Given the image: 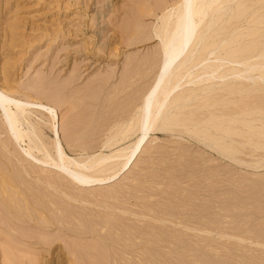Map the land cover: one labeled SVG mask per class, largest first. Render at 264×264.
Here are the masks:
<instances>
[{"label": "rangeland", "instance_id": "obj_1", "mask_svg": "<svg viewBox=\"0 0 264 264\" xmlns=\"http://www.w3.org/2000/svg\"><path fill=\"white\" fill-rule=\"evenodd\" d=\"M252 1L243 6L248 5V11L235 20V27L234 20L228 23L232 29L227 23L219 26L218 33L222 27L227 30L219 33L218 41L223 43L220 49L225 43L230 49L240 37L235 42L246 51L241 58L249 55V62L264 64V1ZM175 2L0 0V89L53 110L49 114L36 106L24 107L30 114L20 117L21 123L26 119L21 132L28 131L22 132V142L12 140L15 132L8 133L0 111V264H264L260 72L226 79L230 83L218 81L226 93L208 101H220L222 107L190 108L198 122L210 121L203 130L209 128L208 134L220 138L217 144L235 151L234 156L221 155L181 128L151 133L116 180L79 187L66 172L39 166L21 152L30 147L36 158L51 159L57 137L64 154L76 161L91 164L108 156L104 167L120 163L122 158L117 162L110 157L137 137L127 128L158 67L161 42L154 33ZM229 6L235 10V4ZM258 22L263 25L256 26ZM237 65L224 70H245L244 64ZM214 122L217 131L230 129L231 135L210 128ZM195 123L189 124L192 131ZM106 139L115 144H106ZM103 165L79 169L90 167L98 176Z\"/></svg>", "mask_w": 264, "mask_h": 264}, {"label": "bare ground", "instance_id": "obj_2", "mask_svg": "<svg viewBox=\"0 0 264 264\" xmlns=\"http://www.w3.org/2000/svg\"><path fill=\"white\" fill-rule=\"evenodd\" d=\"M249 1H252V0H249ZM247 2H248V0H178L177 3L175 2L176 5L174 4V6H172V7L170 6L171 8L167 12L164 11L166 13L164 16H162V18H160V21H161L160 22L161 26L159 27L160 29L158 30V32L156 30V33H154L155 37H157L158 40H160V42H161V45H160L161 46L160 47L161 53H159V61L157 64L158 67H157L156 73L153 77L151 84L142 92L141 97H140V103H139L138 108H137V112H135L136 116H135L134 120L132 121V124L129 125V127L127 128V132L134 131L135 133H137V137L135 138L134 142L132 144H130V146L127 149L125 148V151H119V152H117L118 155H115V156L113 155L112 158L110 157V159H113L114 157H115V159H117L119 157L122 158V161L120 163H118L116 165L109 163L108 166H106V164H105V167H104L103 163H106V162L108 163V161H107L109 159L108 156H104L101 158L97 157L98 159L96 158V160H94L95 158L94 159L92 158L91 161H93V160L94 161L91 164L88 163L86 160H84L89 164V166L93 170L96 169L95 166L100 167V165L101 166L103 165V167H102L103 169L98 168L100 171L103 170L102 173H99L101 175H98V176L94 175L95 172H93V170L90 167H88L89 169L86 168L85 170H87V171L92 170L93 175H91L92 174L91 171H90L91 174L87 173L88 174L87 175V174H85V172H87V171L83 170V171H85L83 173V171L81 172V170H82L81 168L84 169L85 166L88 164L87 163L85 164L84 162H81V161H76V160L66 156L63 152V149H62L57 137L55 138L56 141L54 140V146H53V153L56 156L55 157L53 155L55 158L52 156V158H54V159H52V158L50 159L49 157L51 155L49 153H47L50 155V156L48 155L49 157H46V158H48V160L45 159V156L47 154L46 155L44 154L45 156L43 155L44 156L43 158L45 160H42V158L40 160L39 158H36L35 156H33V154H31L32 152L30 151L31 149H29L30 147H28V149L26 148V150H29V151H26L24 149V151L22 150L21 152H25L23 154H26L27 155V156L25 155L26 157L31 159V161L35 162V164H38L39 166L46 167V168L48 167V168L56 170V171H64L63 174L66 172L69 175V177L71 178L70 180L72 182L76 183L79 187L80 186L81 187H85V186L89 187V186H93V185L95 186L98 184H107V183H110V182L116 180V178L120 174H123L126 170L129 169L130 165L133 163V161L138 156V153L140 152L141 148L143 147L144 143L146 142L147 138L149 137V135L151 133H159V132H164V131L165 132L166 131L167 132H173L174 129L181 128L184 131V133L189 134V135L191 134L198 142L204 143V144L205 143L209 144L210 149L214 146L219 151V153L221 155L226 154L227 156L231 157V155L236 153L235 151L233 152V150L230 148H229L230 150H228L227 147H226L227 150L225 148H222V147H225L224 146L225 144L223 145V143L217 144V140L220 138H217V137L212 138V136L210 134H208L209 128H206V129L204 128L205 131L203 130L204 122H205V126H207L206 123L208 124V122H210V121L207 122V120H205V118H203L204 120L203 119L200 120L198 118L200 121V122H198L197 118L195 119L193 117L194 116V114H192L193 112H190V111H191V109H193V107L200 109V110L202 108L210 109L211 106H214V105H216V106L219 105V107L220 106L222 107V105L219 104L220 101H219V103H217V101L215 100L216 102L215 103L213 102L212 104L210 103L211 101H208V98L215 97V95H218L219 92L224 91L223 89H221V86H219L220 84L218 85V81H219V83L220 82L223 83V81H225L226 79H233L234 80V79L239 78V77L243 78V77L248 76L249 72H254V71H255L254 72L255 74H257L259 72L263 73V74H260V73L257 74L258 75L257 77L260 78L261 80L264 79V64H258V63L255 64V62L251 63L252 61L249 62L250 60L253 59V58L251 59V56H249V55H248V58L246 57L247 55L244 58H241V56L244 55V52L246 53V51L245 50L243 51V49H241L242 47L240 48L239 44H237L238 41H237V43L235 42V40L240 38V37L236 38L237 36L236 37L234 36L236 39L235 40L233 39V41L232 40L229 41V42L232 41V43H230V45L233 44V46L230 49L228 48V46H226L227 43L224 42L226 48H228V50L226 49V51H224L225 46H223V48L221 46L222 49H220V44L222 45L223 43L218 41V38L221 35L219 33H221V31L224 32V30L226 32V30H227V28L222 30V28H224V27H222L220 32L218 33L217 31H218L219 26L222 23H227L226 25L228 27L229 26L228 23L232 24L231 22L233 20L237 21L238 18L242 17L244 14V11H248V9L246 10L248 5L246 8L243 7V6H246L245 4H247ZM256 3H257V1H256ZM230 4H235V7L232 6L233 8H235V10H232L230 8L231 9V10L229 9L230 15H228L227 14L228 12L226 10H228V8L230 7L229 6ZM239 9H241L240 12L242 11V13L237 15L236 13L237 12L239 13V11H238ZM225 11L227 13H225ZM245 13H247V12H245ZM262 14H260V17L261 16L264 17ZM253 20L250 19V21L254 22ZM236 21L234 22L235 24H232V25H234V27L236 26ZM250 21L248 23H250ZM261 22H264V18H263V20H261ZM237 24H238V22H237ZM232 25H230L229 27H231ZM253 25H254V23H253ZM255 25L259 26V25H263V24H259V22H258V24H255ZM230 29H232V27ZM235 30L237 31L238 29H235ZM228 32H229V30H228ZM252 32H251V34H252ZM232 36L233 35H231V37ZM247 36L245 35V37H247ZM252 36H250V37H252ZM160 42H159V44H160ZM249 43H251V42H249ZM228 45H229V43H228ZM248 47H249V45L247 46V48ZM251 47H253V46H251ZM238 48H240V49H238ZM256 48H257V46H256ZM251 49L252 48H250V50ZM220 50L221 51L223 50V51L221 52ZM250 50H247V52ZM262 53H264V52H262ZM262 55H264V54H262ZM261 57L262 56H260V58ZM208 60H213L214 62L209 63L211 61L208 62ZM205 62L206 63L208 62V63L206 64ZM237 64H240V65L244 64V69L246 71L245 70L236 71L237 69H235V70H230V69L224 70L225 66H227V65H230V66L232 65V67H233L234 65H237ZM244 72H247V73L245 74ZM226 81L229 82L228 80H226ZM231 83H233V82L231 81ZM216 86H219V87L217 88ZM228 88L230 89L231 87H228ZM229 89H228V91L230 93L231 90H229ZM232 89L235 90V88H232ZM217 97L218 96H216V98ZM206 98H207V100H206ZM211 99H213V98H211ZM211 99H209V100H211ZM24 100H26V99H24ZM213 101H214V99H213ZM194 103H195V105H194ZM196 103H198V104H196ZM201 103H203V104H201ZM27 106L28 107L36 106V108H40L44 112H49V114L53 113V110L51 108H49L48 106H45V105L40 104V103H35L34 101L29 102V101H23V100L17 99L15 97H13L12 95H10V93H8L7 90L0 89V111L4 117L1 114L0 115H1V117H3L5 119L4 121H6L5 123H7L6 125H8V127L10 129L9 130L10 132H8V133L15 132L14 133L15 138L13 137L14 139H12V140H15L14 142H18V141L22 142V132L24 133V131H26L23 129V131L21 132L20 127H22V126H20V124H23L26 119H24V121H22L23 123H21L20 121L22 119L20 117L25 112L24 107H27ZM214 107H213V110H214ZM13 109H15V111ZM26 110L28 111V109H26ZM27 111L25 113H27ZM206 111H208V110H206ZM201 112H198L199 115L201 114ZM216 112L218 113V111H216ZM209 113H211V112H209ZM27 114H30L29 111ZM189 115H191L195 120L192 119V117ZM232 115L234 116L236 114H232ZM222 116H223V114H222ZM209 117H212V116H209ZM228 117H230V116H228ZM22 118H24V117L22 116ZM215 118H214V120H216ZM208 120H209V118H208ZM193 121L196 122L195 123L196 125L193 124L195 127L194 131H192V128H190V126H189V124L191 125V123H193ZM211 122H212V120H211ZM27 124L28 123H26V126H27ZM209 126H210V128H215L216 123L214 125H211V123H210ZM27 128H28V126H27ZM30 128H31V126H30ZM215 130L217 131L216 128H215ZM30 131H31V133H30ZM30 131H29V133L33 135L34 131L32 132V129ZM225 131L226 132H224V130H222V129L220 130V128H219V130L217 132H219L220 134L225 133L224 135H228L227 132H230L231 130L227 129ZM26 132H28V131H26ZM54 132H55V130H54ZM122 132L123 131H121V136H123ZM127 132H125V133H127ZM24 134H26V133H24ZM54 135H55V133H54ZM118 135H120V133ZM230 135H228V136H230ZM29 136L30 135H28V137ZM34 136H36V135L32 136V140H34V138H33ZM114 137H116V136H114ZM26 138L27 137L25 136V139ZM9 139L11 140V138H9ZM109 139L112 141V139H114V138L112 137V139L111 138H109ZM115 139H114V141H115ZM208 139H209V141H207ZM28 140L30 141L31 139H28ZM222 140H224V139L222 138ZM116 141H118V140L116 139ZM37 142H39V141L37 140ZM115 142H113V143L115 144ZM30 143H32V142H30ZM105 143L108 144L109 141L105 142ZM111 143L112 142H110L109 144H111ZM220 144H222L223 146H221ZM42 145H43V143L41 144V146ZM108 145L106 146L107 148H108ZM104 146H105V144H104ZM34 148H37V147H32L33 150H34ZM41 148H43V147H41ZM41 148H38V150ZM43 149H45V148H43ZM38 150H36V152H38ZM45 150H46V152H48L47 149H45ZM45 150H43L42 152H45ZM232 152H233V154H231ZM38 153L40 154V152H38ZM3 155H4V152H3ZM115 159H114V161H115ZM88 161L90 162V159ZM117 162H118V159H117ZM66 163L72 164L74 168L73 167L71 169L68 168L65 165ZM93 167H95V168H93ZM77 168H78V170H77ZM14 172H15V170H14ZM96 172H98V171L96 170ZM104 172L105 173L109 172V175H106L107 173L105 174L106 176L103 175ZM12 173H13V171H12ZM95 174H97V173H95ZM7 177H8V175H7ZM6 181H8V180H6ZM17 186L19 187L20 185H17ZM34 207H35V205H34ZM24 209H27V208H24ZM27 211H30V210L28 209ZM23 213H25V212H23ZM5 227H7V226H5ZM12 228H13V226H12ZM5 229L7 230V228H5ZM12 230H14V229H12ZM23 234H24V232H23Z\"/></svg>", "mask_w": 264, "mask_h": 264}]
</instances>
